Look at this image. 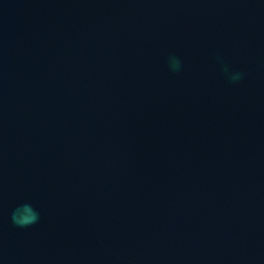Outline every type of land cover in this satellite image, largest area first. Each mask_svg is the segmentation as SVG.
Instances as JSON below:
<instances>
[{
	"label": "water",
	"instance_id": "water-1",
	"mask_svg": "<svg viewBox=\"0 0 264 264\" xmlns=\"http://www.w3.org/2000/svg\"><path fill=\"white\" fill-rule=\"evenodd\" d=\"M0 264H264V0H0Z\"/></svg>",
	"mask_w": 264,
	"mask_h": 264
},
{
	"label": "clouds",
	"instance_id": "clouds-1",
	"mask_svg": "<svg viewBox=\"0 0 264 264\" xmlns=\"http://www.w3.org/2000/svg\"><path fill=\"white\" fill-rule=\"evenodd\" d=\"M172 66L178 69L179 61H177L175 58H172ZM235 78L236 77H234V79ZM12 218L14 223H16L18 226L24 227L34 223L38 219V213H36L31 206L25 205L22 209H17L13 213Z\"/></svg>",
	"mask_w": 264,
	"mask_h": 264
}]
</instances>
